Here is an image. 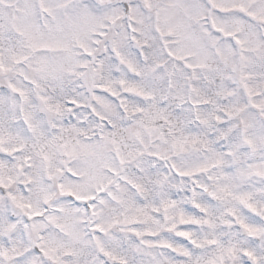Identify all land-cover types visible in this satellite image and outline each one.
<instances>
[{"label": "rangeland", "instance_id": "374dc122", "mask_svg": "<svg viewBox=\"0 0 264 264\" xmlns=\"http://www.w3.org/2000/svg\"><path fill=\"white\" fill-rule=\"evenodd\" d=\"M106 1V5H95L91 0H0L4 57L0 72L26 109L38 105L46 107L48 114L37 124V112L19 113L17 96L1 94L0 128L9 113L5 107L14 110L0 130V264H119L127 260L133 264H251L241 251L256 256L252 264H264V217L246 215L247 207L260 213L264 207V184L259 182L264 181V126L257 123L260 117L254 110L244 108L249 95L264 115V0H134L128 17L116 24L103 45L90 77L88 53L96 49L109 23L121 19L125 11L124 3ZM155 1L161 2L153 9ZM42 48L43 53L31 56ZM15 54L22 67L12 61ZM173 65L175 80L166 102L158 106L166 97L163 88L155 99L149 90L158 86L153 82H163L166 73L173 74ZM17 71L34 81L52 79L43 83L44 78L36 88H29L20 75L14 77ZM61 77L69 80L61 82ZM187 80L193 83L192 95L185 90ZM88 90L93 92L90 97ZM184 96L188 107L181 106ZM66 98L78 106L73 109ZM242 109L246 113L241 126L236 114ZM137 114L140 118H135ZM159 115L164 119L161 123ZM232 117L240 123L233 142L229 136L217 137L221 127L215 134L213 130L217 120L218 125L222 121L226 123L222 134L231 135L235 122L227 120ZM31 122L33 131L24 126ZM16 123L18 131L12 139L9 126ZM181 132H186L185 140L191 135V145L206 142L215 147L201 159L200 152L192 149L181 165L179 159L173 162L180 179L162 172V165L157 164L155 171L148 169L154 159L150 153H168L164 147L169 141L176 153L190 150L185 141H179ZM222 137L229 138L225 150L220 148ZM208 165L215 170L200 173ZM215 171L218 174L213 175ZM193 175L201 186L196 197L210 212L215 214L214 201L223 205L215 208L217 213L230 208L242 223L247 219L254 237L245 239L246 246L230 244L232 235L241 234L231 224L227 230L215 229L211 237H203L213 244L212 252L218 251L212 255L198 250L204 242L201 238L192 244L185 243L189 238H172L173 226L183 221L203 223L184 200V189L191 182L186 179ZM27 181H34V186ZM68 195L84 197L91 205L90 216L105 224L102 228L95 223L104 233L85 229L86 211L68 201ZM51 201L57 209L28 226L24 215L41 214ZM161 216L167 218L163 230ZM228 222L237 224L232 214ZM52 225L64 235L51 234ZM29 229L32 233L26 236L24 230ZM195 233L201 237L200 229ZM227 237L229 242H223ZM27 238L42 255L34 253L31 245L27 250ZM168 246L187 257L173 258Z\"/></svg>", "mask_w": 264, "mask_h": 264}]
</instances>
